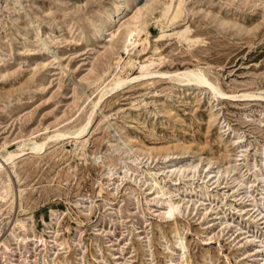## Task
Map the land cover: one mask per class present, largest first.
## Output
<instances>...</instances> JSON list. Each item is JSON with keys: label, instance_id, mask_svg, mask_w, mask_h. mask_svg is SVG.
I'll use <instances>...</instances> for the list:
<instances>
[{"label": "rangeland", "instance_id": "rangeland-1", "mask_svg": "<svg viewBox=\"0 0 264 264\" xmlns=\"http://www.w3.org/2000/svg\"><path fill=\"white\" fill-rule=\"evenodd\" d=\"M114 2L0 0V264H264V0Z\"/></svg>", "mask_w": 264, "mask_h": 264}, {"label": "bare ground", "instance_id": "bare-ground-1", "mask_svg": "<svg viewBox=\"0 0 264 264\" xmlns=\"http://www.w3.org/2000/svg\"><path fill=\"white\" fill-rule=\"evenodd\" d=\"M124 3H125V0H115V2L113 4V8L110 10V12L108 14V17H109V21L108 22L109 23L123 20V17H124V14H125V10H126ZM182 12H183V7L180 6V7H177L172 12L171 15H168V14L165 15L164 14V17L166 16V18L168 20L167 22H169V24H172L173 22H176V20L179 19L182 16ZM151 14H153V11H149V14L147 16L143 17L142 19L136 17L134 19L133 26L124 35L123 44H122V47L120 48V52H124L129 57V62L127 64H125L126 66H130V65L133 66L134 55L136 53L140 52L139 51L140 47H145L146 44H147V37L145 39H142L141 37H142V34L148 35L147 27H148L149 22H150L149 19H150V15ZM108 26L109 25L106 24V25H102V26L99 27V29L97 30V36H96V40L97 41H100L101 39L105 38V34H107V32H108ZM33 27L36 28L35 31L39 32V30H38L39 28L37 29V27L34 26V25H33ZM188 33H189V30H188V28H186L183 31L177 32L176 35H178L179 39L185 41V40H188ZM189 35H191V34H189ZM181 42H183V41H181ZM119 60L120 61L117 64L120 65V63H122V57L120 55H119ZM124 72H125V70H123V74H124L123 81H122L123 85L127 84L129 82L128 78L125 77V75L127 73H124ZM220 94L223 95L222 93H220ZM166 203L170 204L169 201L166 202ZM169 209H170V213L169 214H172L173 211L177 209V207L176 206L174 207L173 205H171V207Z\"/></svg>", "mask_w": 264, "mask_h": 264}]
</instances>
